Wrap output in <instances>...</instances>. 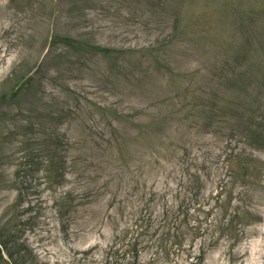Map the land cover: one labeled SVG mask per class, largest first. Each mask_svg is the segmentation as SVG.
<instances>
[{"label": "rangeland", "instance_id": "374dc122", "mask_svg": "<svg viewBox=\"0 0 264 264\" xmlns=\"http://www.w3.org/2000/svg\"><path fill=\"white\" fill-rule=\"evenodd\" d=\"M0 264H264V0H0Z\"/></svg>", "mask_w": 264, "mask_h": 264}]
</instances>
